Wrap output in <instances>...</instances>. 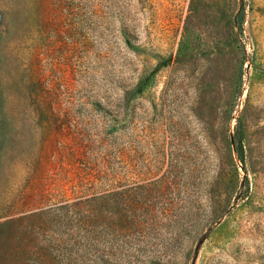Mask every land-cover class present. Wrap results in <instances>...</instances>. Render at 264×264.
Here are the masks:
<instances>
[{
  "label": "rangeland",
  "instance_id": "1",
  "mask_svg": "<svg viewBox=\"0 0 264 264\" xmlns=\"http://www.w3.org/2000/svg\"><path fill=\"white\" fill-rule=\"evenodd\" d=\"M0 264H264V0H0Z\"/></svg>",
  "mask_w": 264,
  "mask_h": 264
}]
</instances>
